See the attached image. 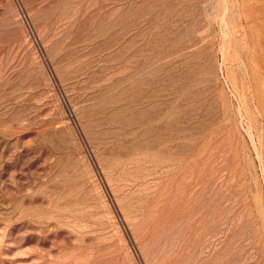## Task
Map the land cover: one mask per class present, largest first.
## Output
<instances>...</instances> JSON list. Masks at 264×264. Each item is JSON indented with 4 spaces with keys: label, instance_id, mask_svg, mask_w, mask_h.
I'll return each mask as SVG.
<instances>
[{
    "label": "rangeland",
    "instance_id": "374dc122",
    "mask_svg": "<svg viewBox=\"0 0 264 264\" xmlns=\"http://www.w3.org/2000/svg\"><path fill=\"white\" fill-rule=\"evenodd\" d=\"M0 264H264V0H0Z\"/></svg>",
    "mask_w": 264,
    "mask_h": 264
}]
</instances>
